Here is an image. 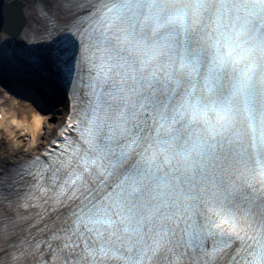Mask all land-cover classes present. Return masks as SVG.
I'll use <instances>...</instances> for the list:
<instances>
[{
	"label": "snow or ice",
	"instance_id": "6c2138e0",
	"mask_svg": "<svg viewBox=\"0 0 264 264\" xmlns=\"http://www.w3.org/2000/svg\"><path fill=\"white\" fill-rule=\"evenodd\" d=\"M0 88V264H264V0H3Z\"/></svg>",
	"mask_w": 264,
	"mask_h": 264
},
{
	"label": "bare ground",
	"instance_id": "6f19581e",
	"mask_svg": "<svg viewBox=\"0 0 264 264\" xmlns=\"http://www.w3.org/2000/svg\"><path fill=\"white\" fill-rule=\"evenodd\" d=\"M35 112L30 101L4 88L0 89V150L36 146L44 127L47 125L51 128V125L46 116Z\"/></svg>",
	"mask_w": 264,
	"mask_h": 264
}]
</instances>
